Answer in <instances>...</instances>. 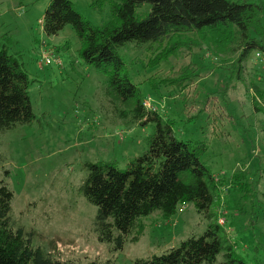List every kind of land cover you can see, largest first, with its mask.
I'll list each match as a JSON object with an SVG mask.
<instances>
[{"label": "rangeland", "instance_id": "374dc122", "mask_svg": "<svg viewBox=\"0 0 264 264\" xmlns=\"http://www.w3.org/2000/svg\"><path fill=\"white\" fill-rule=\"evenodd\" d=\"M71 1L94 26L111 14L107 1ZM49 2L0 0V47L22 64L34 113L31 123L0 132V180L13 192L11 217L34 232L33 244L78 264H134L217 222L235 254L248 264H264V54L252 51L237 79V52L225 45L202 49L176 35L120 50L146 108L171 122L178 138L204 145L201 160L217 190L211 218L182 202L169 216L155 211L142 217L137 238L128 235L116 249L114 242L97 239V208L78 189L87 162L124 169L142 154L154 122L119 116L129 103L107 95L108 75L85 62L72 25L44 33ZM149 10L145 2L136 12L142 17ZM173 43L178 49L170 51Z\"/></svg>", "mask_w": 264, "mask_h": 264}, {"label": "trees", "instance_id": "16d2710c", "mask_svg": "<svg viewBox=\"0 0 264 264\" xmlns=\"http://www.w3.org/2000/svg\"><path fill=\"white\" fill-rule=\"evenodd\" d=\"M91 1L95 6L102 1L111 6L109 19L101 26L87 21L71 0H50L42 29L54 35L66 24L72 25L81 39L85 62L107 73V95L129 103L127 110H119V116H129L132 123L154 122L142 154L130 159L124 169L108 162H87V176L78 189L97 208L93 221L97 239L114 242V248L120 249L128 235L137 238L140 219L155 211L166 217L179 203L191 202L199 213L211 218L209 211L217 190L214 177L201 160L204 145L178 138L171 122L163 120L155 109L146 108L143 95L126 73L120 50L129 45L137 48L159 43L176 35L190 38L189 43H199L202 49L225 45L232 53L237 52L233 63L237 68L232 74L240 79L242 64L250 53L264 54V0ZM145 2L150 10L139 17L136 9ZM174 49L178 48L173 43L169 50ZM28 86L22 64L1 46L0 132L32 122ZM12 199V190L0 180V264H78L35 246L34 232L11 217ZM134 264L248 263L234 253L221 225L210 222L202 233L191 234L162 254L138 257Z\"/></svg>", "mask_w": 264, "mask_h": 264}, {"label": "built area", "instance_id": "2783aa9c", "mask_svg": "<svg viewBox=\"0 0 264 264\" xmlns=\"http://www.w3.org/2000/svg\"><path fill=\"white\" fill-rule=\"evenodd\" d=\"M50 59L48 57L45 58V63H49Z\"/></svg>", "mask_w": 264, "mask_h": 264}]
</instances>
